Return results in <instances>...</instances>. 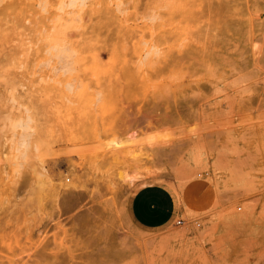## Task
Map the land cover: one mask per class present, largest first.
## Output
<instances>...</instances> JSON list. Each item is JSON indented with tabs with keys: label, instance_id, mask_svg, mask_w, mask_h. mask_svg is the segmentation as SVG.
I'll return each mask as SVG.
<instances>
[{
	"label": "rangeland",
	"instance_id": "374dc122",
	"mask_svg": "<svg viewBox=\"0 0 264 264\" xmlns=\"http://www.w3.org/2000/svg\"><path fill=\"white\" fill-rule=\"evenodd\" d=\"M72 4L0 0V264H264V0Z\"/></svg>",
	"mask_w": 264,
	"mask_h": 264
},
{
	"label": "crops",
	"instance_id": "0c3cea01",
	"mask_svg": "<svg viewBox=\"0 0 264 264\" xmlns=\"http://www.w3.org/2000/svg\"><path fill=\"white\" fill-rule=\"evenodd\" d=\"M129 212L131 217L143 227H163L175 216V196L166 185L160 183L144 185L133 193Z\"/></svg>",
	"mask_w": 264,
	"mask_h": 264
},
{
	"label": "clouds",
	"instance_id": "9594fccd",
	"mask_svg": "<svg viewBox=\"0 0 264 264\" xmlns=\"http://www.w3.org/2000/svg\"><path fill=\"white\" fill-rule=\"evenodd\" d=\"M77 2H83V0H73V4L70 5V6H75V4H76ZM116 11H117V13L120 14V15H126V14H127L126 12L122 11L121 8H119V7L116 9ZM144 19H145L148 23H150V24H156V23L160 22L162 18L159 16V14H158L157 12L152 11V12H151L149 15H147ZM152 52H153L154 54H156L157 56L160 55V49H159V48H155V47H154V48L152 49ZM18 124H19V127H20V129H21L22 131H25V132L29 131V126H28V123H27V122L20 121V122H18ZM20 147H21V149H24V150H27V148L29 147L28 140H27L26 137H22V138H21V144H20ZM25 154H26V152H25Z\"/></svg>",
	"mask_w": 264,
	"mask_h": 264
},
{
	"label": "built area",
	"instance_id": "2783aa9c",
	"mask_svg": "<svg viewBox=\"0 0 264 264\" xmlns=\"http://www.w3.org/2000/svg\"><path fill=\"white\" fill-rule=\"evenodd\" d=\"M183 223V220L182 219H179L178 221H177V224H182Z\"/></svg>",
	"mask_w": 264,
	"mask_h": 264
}]
</instances>
